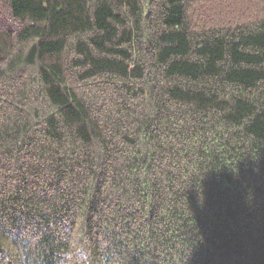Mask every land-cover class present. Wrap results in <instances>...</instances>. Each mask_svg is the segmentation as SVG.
<instances>
[{
    "label": "trees",
    "instance_id": "1",
    "mask_svg": "<svg viewBox=\"0 0 264 264\" xmlns=\"http://www.w3.org/2000/svg\"><path fill=\"white\" fill-rule=\"evenodd\" d=\"M264 264V0H0V264Z\"/></svg>",
    "mask_w": 264,
    "mask_h": 264
},
{
    "label": "clouds",
    "instance_id": "2",
    "mask_svg": "<svg viewBox=\"0 0 264 264\" xmlns=\"http://www.w3.org/2000/svg\"><path fill=\"white\" fill-rule=\"evenodd\" d=\"M80 260H81V264H88L89 254L82 250L80 253Z\"/></svg>",
    "mask_w": 264,
    "mask_h": 264
}]
</instances>
